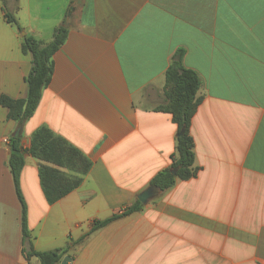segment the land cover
Listing matches in <instances>:
<instances>
[{
	"label": "crops",
	"instance_id": "0c3cea01",
	"mask_svg": "<svg viewBox=\"0 0 264 264\" xmlns=\"http://www.w3.org/2000/svg\"><path fill=\"white\" fill-rule=\"evenodd\" d=\"M68 6L66 40L19 136L25 243L8 167L20 126L0 106V264H39L24 258L30 247L61 249L68 264H264V0H0V97L26 98L22 38L51 42ZM179 49L200 80L190 125L196 176L80 241L170 167L177 127L153 103ZM40 127L91 162L81 185L52 205L40 162L26 153Z\"/></svg>",
	"mask_w": 264,
	"mask_h": 264
},
{
	"label": "trees",
	"instance_id": "16d2710c",
	"mask_svg": "<svg viewBox=\"0 0 264 264\" xmlns=\"http://www.w3.org/2000/svg\"><path fill=\"white\" fill-rule=\"evenodd\" d=\"M1 1L5 4L6 0ZM70 11L71 6H68L62 26L55 30L51 42L43 44L29 36L22 38L21 51L24 55H30L31 57L30 72L25 78L26 98L0 97V106L7 110V119L14 121L20 127L34 114L41 92L51 79V58L66 40L65 23ZM4 16L7 23L16 26L19 31L22 30L14 16L8 12H5ZM182 58L183 50L179 49L173 55L164 75L162 102L154 108L156 112L171 115L172 122L177 127L175 151L171 156L172 163L169 168L160 171L150 182V185L156 186L161 191L171 188L177 180L186 181L194 178L198 171L195 165L194 142L190 136V125L200 104V99L197 97L200 80L196 72L184 68ZM9 146L8 167L12 175L15 193L22 206V240L25 243L29 233L26 205L20 190V173L24 164V150L20 145V137H12ZM26 153L40 162L38 168L39 183L42 193L50 205L77 189L81 185L83 177L91 168V162L80 151L64 139L54 135L46 127H40L32 133ZM174 169H176V173L172 174L170 171ZM140 209V202L135 201L121 214L94 221L89 233L82 236L80 241L114 220ZM22 254L26 260L31 257L36 258L39 264H58L64 251L58 249L36 252L30 247L24 249Z\"/></svg>",
	"mask_w": 264,
	"mask_h": 264
},
{
	"label": "water",
	"instance_id": "95a60500",
	"mask_svg": "<svg viewBox=\"0 0 264 264\" xmlns=\"http://www.w3.org/2000/svg\"><path fill=\"white\" fill-rule=\"evenodd\" d=\"M21 127H18L13 135V137L20 136ZM180 135V134H179ZM172 174L176 173V169L170 171ZM161 193V190L156 186L150 185L147 189H145L142 193H140L137 197L138 201L142 205H146L150 200L154 199L158 194ZM70 262L69 257H65L61 264H68Z\"/></svg>",
	"mask_w": 264,
	"mask_h": 264
},
{
	"label": "rangeland",
	"instance_id": "374dc122",
	"mask_svg": "<svg viewBox=\"0 0 264 264\" xmlns=\"http://www.w3.org/2000/svg\"><path fill=\"white\" fill-rule=\"evenodd\" d=\"M161 103V101L160 102H156V103H153V105L156 107V106H158L159 104ZM67 175H69V174H67Z\"/></svg>",
	"mask_w": 264,
	"mask_h": 264
},
{
	"label": "built area",
	"instance_id": "2783aa9c",
	"mask_svg": "<svg viewBox=\"0 0 264 264\" xmlns=\"http://www.w3.org/2000/svg\"><path fill=\"white\" fill-rule=\"evenodd\" d=\"M3 142H4V143H8V141H7L6 139H3Z\"/></svg>",
	"mask_w": 264,
	"mask_h": 264
}]
</instances>
